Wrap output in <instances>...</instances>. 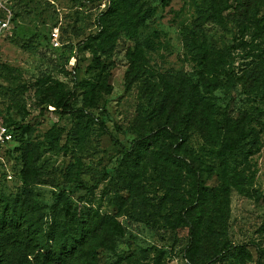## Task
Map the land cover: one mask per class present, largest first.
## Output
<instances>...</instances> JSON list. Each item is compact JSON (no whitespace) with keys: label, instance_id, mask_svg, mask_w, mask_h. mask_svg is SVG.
<instances>
[{"label":"rangeland","instance_id":"1","mask_svg":"<svg viewBox=\"0 0 264 264\" xmlns=\"http://www.w3.org/2000/svg\"><path fill=\"white\" fill-rule=\"evenodd\" d=\"M221 2L218 22L213 0H0V196L85 232L95 264H264V0ZM227 106L250 133L221 155Z\"/></svg>","mask_w":264,"mask_h":264},{"label":"trees","instance_id":"2","mask_svg":"<svg viewBox=\"0 0 264 264\" xmlns=\"http://www.w3.org/2000/svg\"><path fill=\"white\" fill-rule=\"evenodd\" d=\"M213 2V11L211 13L216 21L221 22L223 18L222 12L227 9L228 4L222 3L221 0H213ZM262 27H264L262 19L256 20L252 34L253 39L258 36ZM239 43L250 45L252 42L240 41ZM230 47L236 46L230 45ZM199 49L202 58L212 61L213 58H210V55L214 53L217 57L215 61L225 63L220 53L209 50L206 45L199 44ZM227 74L230 84H232L234 81L233 76L229 70H227ZM71 93L68 92L52 101V105L58 112L67 113L71 111L70 106L67 104ZM228 106L223 114L221 126L225 129L226 134L220 141L217 150L221 155H231L240 150L241 143L250 133V122L246 121L243 115L230 116ZM97 121L107 132L109 131L103 114ZM5 124L12 129L14 140L15 128L8 123ZM132 142L138 146L137 152H139L141 149L148 147L152 143V139L143 136ZM163 153L165 158L168 159L170 157L169 152ZM194 185L195 197L198 199L199 195L204 193L205 188L200 186L197 181ZM253 194L256 198L261 195L257 190H254ZM17 202L18 200L16 199L10 200L0 196V264H95L93 255L88 258L85 257V254L89 253L90 250V248L88 250L85 249L87 245L85 232H81L78 236L62 237V235L56 234L52 226H48L46 231H43V227L38 220L41 216L39 214L34 215L36 209H33L30 205H26L25 209L23 205H19ZM115 227L117 226L114 224L113 228ZM118 230L120 231L119 227ZM188 234L191 243L189 251L197 250L201 240L200 232L196 226H193L189 228ZM229 245L226 244L222 251H228ZM217 255L216 253L215 256Z\"/></svg>","mask_w":264,"mask_h":264},{"label":"built area","instance_id":"3","mask_svg":"<svg viewBox=\"0 0 264 264\" xmlns=\"http://www.w3.org/2000/svg\"><path fill=\"white\" fill-rule=\"evenodd\" d=\"M9 27V18H4L0 20V30L7 29ZM56 40V34H52ZM13 141V132L12 129L5 124L3 121H0V161L2 160V153Z\"/></svg>","mask_w":264,"mask_h":264}]
</instances>
